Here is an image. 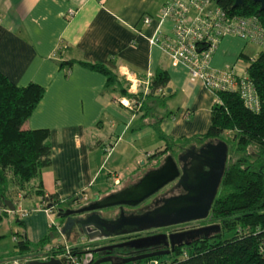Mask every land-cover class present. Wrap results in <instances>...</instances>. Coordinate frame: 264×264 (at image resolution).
Instances as JSON below:
<instances>
[{
    "label": "crops",
    "instance_id": "crops-1",
    "mask_svg": "<svg viewBox=\"0 0 264 264\" xmlns=\"http://www.w3.org/2000/svg\"><path fill=\"white\" fill-rule=\"evenodd\" d=\"M163 2L0 0V74L17 87H42L39 102L21 128L48 131L50 147L49 166L28 183L30 193H18L20 198H13V202L29 198L44 208L50 201L59 206L79 200V196V204L88 202L89 196L137 174L139 166L155 168V159L147 157L161 151L164 144L154 128L176 142L205 134L210 107L217 100L198 82H190L184 66L171 64L157 47L149 46L137 34L151 35ZM68 10L73 11L69 19ZM142 15L153 19L149 26L139 22ZM169 30V21L159 25L160 33ZM256 48L225 36L218 42L209 66L215 70L235 66L244 71L259 52ZM243 59L249 61L246 66L239 64ZM82 64L101 65L114 76L113 81ZM124 70L141 81L136 93L147 92L149 79L157 71L166 75V86L154 99H141L138 108L128 111L118 104L120 99L129 100L121 92L124 89L128 94V84L120 76ZM37 183L41 184L43 200L33 194ZM48 196L52 198L46 200ZM15 210L0 206V222L3 217L16 216ZM49 212L41 213L49 218ZM15 222L25 231L31 228L29 218L21 224ZM24 237L31 245L37 243H31L26 234ZM93 242L77 239L69 246Z\"/></svg>",
    "mask_w": 264,
    "mask_h": 264
},
{
    "label": "trees",
    "instance_id": "trees-1",
    "mask_svg": "<svg viewBox=\"0 0 264 264\" xmlns=\"http://www.w3.org/2000/svg\"><path fill=\"white\" fill-rule=\"evenodd\" d=\"M212 1L229 16H255L264 31V10L258 11V6L250 0H243L237 8L232 7L234 0ZM82 65L101 73L108 82L114 79L101 65ZM245 77L257 98V112L245 108L235 92H216L217 101L210 107L209 125L204 135L191 141L176 142L154 128L164 147L147 157L148 160L155 159L157 167L163 155L174 147L182 150L180 148L189 147L191 142L198 145L214 140L226 144L225 169L204 219V222L217 225L218 231L208 238L181 245L171 254L115 264H264V47L245 67ZM166 83L164 72L157 71L149 79L147 92L142 95L139 91L137 95L145 101L154 99L158 92L162 93ZM121 92L125 97H130L124 89ZM42 93L43 89L38 85L17 87L0 74V206L3 209L2 200L13 202L18 193L26 196L30 193L27 191L28 183L50 164L48 131L21 128ZM225 135L229 138H224ZM248 149L252 152L248 153ZM33 194L43 200L40 183L34 187ZM51 198L48 196L47 200ZM17 223L21 224L20 221ZM55 227L49 226L48 229L52 231ZM13 243V250L6 257L12 260L18 255H24L25 260L38 258L42 248L49 244L52 249L47 256L57 258L62 252L58 251L61 244L51 242L47 235L35 245L27 242L24 235L17 236ZM94 246H69V255L82 259ZM116 251L123 253L121 250ZM92 263L91 260L89 264Z\"/></svg>",
    "mask_w": 264,
    "mask_h": 264
},
{
    "label": "water",
    "instance_id": "water-1",
    "mask_svg": "<svg viewBox=\"0 0 264 264\" xmlns=\"http://www.w3.org/2000/svg\"><path fill=\"white\" fill-rule=\"evenodd\" d=\"M243 0H234L232 7H240ZM258 6V11L264 10V0H250ZM168 92V90H167ZM211 142V141H210ZM227 147L221 140H214L213 143H206L194 152V147L188 149L182 156H177L176 162L189 158L188 167L184 166L178 172L176 162L171 155H165L160 164L146 171L135 183L125 186L120 190L111 193L95 202L87 203L76 210H56L57 218H65L62 224L61 234H69L75 231L76 236L86 237L91 241L94 239H107L112 236H120L149 229L165 228L188 222L204 220L210 210V206L216 196L217 189L225 169ZM176 179V187L180 188L181 194L163 199L161 204L140 214L124 215L120 210L122 207L133 208L152 196ZM80 199V196H79ZM2 205L10 212L14 206L9 200H2ZM119 208L120 212L116 217L105 219L97 211L108 208ZM46 208H51L47 205ZM90 213V214H89ZM86 214L81 219L71 218L72 215ZM74 229V230H72ZM217 225L199 228L187 232H181L130 241L120 245L106 246L93 250V253L110 252L113 249L140 248L156 245L158 239L164 244L168 241L170 249L177 246L187 245V239L197 238L207 233H216ZM183 241V242H182ZM107 253V254H108ZM167 251L151 253L141 257L122 260L121 262L134 261L142 258H151L165 255ZM116 260L115 258H112ZM111 258L96 260L92 264H114ZM27 264H65L63 258L48 259L45 262L30 261Z\"/></svg>",
    "mask_w": 264,
    "mask_h": 264
},
{
    "label": "built area",
    "instance_id": "built-area-1",
    "mask_svg": "<svg viewBox=\"0 0 264 264\" xmlns=\"http://www.w3.org/2000/svg\"><path fill=\"white\" fill-rule=\"evenodd\" d=\"M72 16L73 11L68 10L66 18L69 19ZM156 18L157 26L151 35L145 36L140 32L137 33L146 40L149 46L157 47L171 64L184 66L190 82H198L215 99L216 92H235L245 108L257 112L258 101L250 82L245 77V70L240 71L235 66L215 70L209 66L210 58L218 42L225 36L236 37L260 48L264 47V31L255 16H229L212 0H164ZM152 20L151 17L142 15L139 22L143 27H147ZM163 21L170 23V30L165 34L159 31V25ZM120 76L128 84V95L134 98L126 100L127 103L120 100L119 104L128 110H134L139 106L135 89L142 83L125 70ZM144 87H147V82L144 83ZM16 198H20V194H17ZM44 209L45 212L50 211V208ZM18 214L20 218L25 217L22 211H18ZM56 242L62 246L58 247V251L62 252L57 255V258L47 256L52 249V245L49 244L42 248L41 256L36 260L47 261L63 258L65 264H89L91 262V253H86L82 259L78 260L69 255L67 244ZM2 264H17V262L11 260ZM149 264H154V262Z\"/></svg>",
    "mask_w": 264,
    "mask_h": 264
},
{
    "label": "rangeland",
    "instance_id": "rangeland-1",
    "mask_svg": "<svg viewBox=\"0 0 264 264\" xmlns=\"http://www.w3.org/2000/svg\"><path fill=\"white\" fill-rule=\"evenodd\" d=\"M257 52L261 50V48H256ZM251 59V58H250ZM249 61L246 59L243 60H239V64L240 65H247ZM126 89H127V85H126ZM136 90V89H135ZM137 92V91H136ZM138 101L141 100L139 99L138 95L136 94ZM132 97H129V100ZM121 101H124L122 99H120ZM118 100V104L119 101ZM127 100V101H129ZM125 103L126 99H125ZM122 108H125L124 106H122V104H119ZM126 110H128L127 108H125ZM129 111V110H128ZM227 135L223 136L224 138ZM227 138H229V136H227ZM155 139V138H154ZM199 146V145H196ZM108 150V149H107ZM106 150V151H107ZM172 150V151H171ZM170 152H167L166 154L163 155V157L165 155H171L173 158H175V156H177L178 154H180V150L177 147H174L173 149H171ZM252 150L248 149V153H251ZM162 157V158H163ZM161 158V160H162ZM145 159L143 158L142 161H144ZM139 166V172L137 174H130L129 176H127L125 179H123L121 181V183L117 186H112L111 184L105 189L100 191L99 193H96V195L93 196H89V201H82V204H86V203H92L97 201L98 199H101L111 193H114L118 190L121 189V186L127 182H135L137 181L138 178H140V174H144L145 171L148 169V167H142ZM149 170V169H148ZM142 172V173H141ZM131 178V179H130ZM127 179H130L129 181H125ZM128 186V185H126ZM125 187V186H124ZM123 188V187H122ZM162 196L164 195L165 197L169 196V195H175L179 193V190L174 189L173 188V184H169L167 185V187L163 188L162 191ZM102 196V197H101ZM64 204V203H62ZM15 213H18V211H22L23 213H25V217L17 219V216L19 214H15L16 216H10L8 218L3 217L1 218V222H0V264H2V262H10V260L12 259H8L6 258L8 254H10L13 250V239L17 238V236H23L24 234H26L27 238L32 241L31 243H36L38 242L39 238H43L44 236H48L49 239L51 240V242H56L59 241L61 243H65L67 244V246L74 244V235L70 232L69 234H61V228L60 226H62L60 224L59 226V222L58 219L56 218L55 215H53L51 212H49L48 217L44 216L46 213L44 210V205L39 204V202H33V200H30L29 198L24 199L23 201H14L13 202ZM17 211V212H16ZM44 212V213H41ZM129 212V211H128ZM44 214V215H43ZM117 214V211L114 208H108L105 210H102L99 212V216L105 218V219H111L113 217H115ZM26 218H29V223L31 225V228L27 231L24 230L23 225H18L16 224L15 221H21L23 222ZM48 221V224L45 227V222ZM208 221L205 222H201V223H195L194 225H201V224H208ZM214 224V223H213ZM55 225V230H52L48 233V229L47 227L49 226H53ZM44 230V231H43ZM81 238H78V240H80ZM105 241H94V244H98V243H104ZM123 251V250H121ZM38 253V252H36ZM41 253H39L40 255ZM168 254V253H167ZM91 255V254H90ZM92 261H93V255H91ZM14 259H16L19 263H21L24 259L25 256H19L18 257H14Z\"/></svg>",
    "mask_w": 264,
    "mask_h": 264
},
{
    "label": "flooded vegetation",
    "instance_id": "flooded-vegetation-1",
    "mask_svg": "<svg viewBox=\"0 0 264 264\" xmlns=\"http://www.w3.org/2000/svg\"><path fill=\"white\" fill-rule=\"evenodd\" d=\"M206 143H213V142H210V141L207 142L206 141L204 143L198 144L199 146H196L197 144L189 146L187 148H184V149L180 150L181 152L177 156H182L191 147H194V152H196L199 147H201L202 145H204ZM177 156H175V158L172 157L175 162H176ZM188 162H189V158H185L183 161L176 162V167H177L178 172L180 171V169L183 166L185 168H187L188 167ZM146 171H148V170H146ZM141 176H142V174L140 175V177ZM135 182H132L130 184H133ZM169 184H173V188L179 190L178 194L182 193L180 188H177L175 186L176 185V179L173 180L172 182H170ZM169 184H167V185H169ZM167 185H165L163 188L167 187ZM163 188L158 190L156 193H154L152 196H150L149 198H147L146 200H144L143 202H141L137 206H135L133 208H126V207L124 208V207H122V209H120V210L123 212L124 215L140 214V213H143V212H146V211H150V210L158 207L161 204V201L163 199L178 195V194L169 195L167 197H165L164 195L162 196L161 191H162ZM79 201H80V199L79 200H73L71 202H66L65 204L59 205V206H57L52 201H50V202L47 201L48 202L47 205H51L50 211L52 212L53 215L56 216V210H58V209H61L62 211L67 210V209L76 210V209L82 207L83 205L87 204V203L86 204H79L81 202V201L80 202ZM114 209L117 211V214H116V216H117L118 213L120 212V210L117 207H115ZM100 211H102V210H100ZM100 211H97L96 214H99ZM84 215H86V214L72 215L71 218L81 219V218H83ZM57 219H58V222H60L59 226H60V224L62 225L64 223V221H65L64 217L57 218ZM201 222H204V220L195 221V222H188V223H184V224H180V225H176V226L165 227V228L149 229V230H145V231H141V232L124 234V235H120V236H112V237L107 238V239H103V238L94 239V240H91V241H95L96 240V241H105V242L103 244H101V245L94 244L95 246L90 248L88 252L91 253V255H93V262L96 261V260H101V259H106V258H111V259L115 258L116 260L112 259V262L114 264L116 262L120 263L122 260L130 259V258H136V257H141V256H144V255H148V254L156 253V252H160V251H167L168 254L169 253L171 254V253H173V251L176 248H179L181 245L177 246V245L174 244L172 246V249H170V247L168 245V241H166V244H164V241L160 240V239H158L156 245H153V246L149 245V246H144V247H140V248H132V247L125 248V247H122V248H119V249H113L110 252V255H109L108 252L93 253L92 251L96 250V249H99L101 247L120 245V244L127 243V242H130V241H135V240H139V239L155 237V236H159V235H163V236H165L167 238V236L171 235V234L187 232V231H191V230H195V229L204 228V227H208V226L214 225L213 223H208V224H204V225L203 224L194 225L195 223H201ZM60 227H62V226H60ZM72 230H74V229H72ZM71 233L74 235V238H75L74 240H77L78 238H81L84 241H89V240L86 239V237L79 236V235L76 236L74 234L75 231H72ZM207 234H208V237H210L212 235V233H207ZM199 238H203V235H200L197 238L187 239L186 241L188 243H190V242H193V241H195V240H197ZM116 250H123L122 254H124L125 256H122V254L117 252ZM14 260L17 262V264H27L30 261H38V260H36V258H32V259H29V260H25L24 259L21 263H19L16 259H14ZM41 262H45V261H41ZM102 264H108V263L104 262Z\"/></svg>",
    "mask_w": 264,
    "mask_h": 264
}]
</instances>
